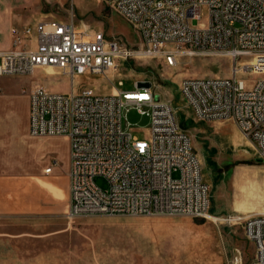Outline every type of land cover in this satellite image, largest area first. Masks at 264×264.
<instances>
[{"label":"built area","instance_id":"built-area-1","mask_svg":"<svg viewBox=\"0 0 264 264\" xmlns=\"http://www.w3.org/2000/svg\"><path fill=\"white\" fill-rule=\"evenodd\" d=\"M135 26L138 48L119 36L93 33L74 20L42 18L11 29L12 44L0 50V76L39 68L59 69L72 80L62 92L36 84L29 95V134L66 137L70 145L68 216L186 215L207 217L211 189L201 158L170 101L151 85L98 92L76 80L106 75L134 57L222 54L233 60L230 76H191L181 96L198 120L232 119L264 159V0H104ZM123 85V80H119ZM149 116L145 137L133 136L127 114ZM128 126L125 127L124 121ZM57 160L46 166L51 173ZM176 174V175H175ZM106 179L108 186L97 184ZM241 224L264 264V212L213 216Z\"/></svg>","mask_w":264,"mask_h":264},{"label":"rangeland","instance_id":"rangeland-1","mask_svg":"<svg viewBox=\"0 0 264 264\" xmlns=\"http://www.w3.org/2000/svg\"><path fill=\"white\" fill-rule=\"evenodd\" d=\"M38 18L74 20L106 37L119 36L141 46L139 32L104 0H35ZM233 60L222 54L177 56L175 65L163 57H134L119 62L106 75L76 80L98 92L135 89V81L151 85L176 110L180 127L192 138L210 185L212 206L207 217L186 215H80L65 212L29 214L0 220V264H256L255 248L241 224L215 221L213 216L264 212V159L232 119L198 120L179 83L191 76H230ZM252 78L263 75L249 74ZM123 80V85L119 84ZM36 84L69 92L72 80L53 67L33 73L0 76V121L4 141L5 177L31 178L56 159V172L66 162V137L29 134V95ZM58 87V88H56ZM133 136L145 137L149 116L135 109L127 114ZM125 127L128 126L124 121ZM176 175V174H175ZM103 188L108 183L99 176ZM21 187L22 199H29ZM25 194V195H24ZM65 208V205L63 206ZM24 209L26 211L24 212Z\"/></svg>","mask_w":264,"mask_h":264},{"label":"crops","instance_id":"crops-1","mask_svg":"<svg viewBox=\"0 0 264 264\" xmlns=\"http://www.w3.org/2000/svg\"><path fill=\"white\" fill-rule=\"evenodd\" d=\"M39 19L42 18L37 16L35 0H0V50L11 47L12 27L33 23ZM2 122L0 121V220L21 216V206L27 207L29 214L31 212L36 214L38 208L44 214L65 212L68 215L70 145L68 144L67 160L62 171L56 172V165L51 173H46L45 166L35 172L30 179H21L12 175L6 178L4 175L5 143L1 136L7 128ZM22 186L25 187V192H28L29 199H22ZM64 205L65 208H63Z\"/></svg>","mask_w":264,"mask_h":264},{"label":"bare ground","instance_id":"bare-ground-1","mask_svg":"<svg viewBox=\"0 0 264 264\" xmlns=\"http://www.w3.org/2000/svg\"><path fill=\"white\" fill-rule=\"evenodd\" d=\"M115 89V88H114ZM114 91H116V90H114Z\"/></svg>","mask_w":264,"mask_h":264},{"label":"trees","instance_id":"trees-1","mask_svg":"<svg viewBox=\"0 0 264 264\" xmlns=\"http://www.w3.org/2000/svg\"><path fill=\"white\" fill-rule=\"evenodd\" d=\"M261 161V159H259Z\"/></svg>","mask_w":264,"mask_h":264},{"label":"water","instance_id":"water-1","mask_svg":"<svg viewBox=\"0 0 264 264\" xmlns=\"http://www.w3.org/2000/svg\"><path fill=\"white\" fill-rule=\"evenodd\" d=\"M261 159V158H260ZM262 160V159H261Z\"/></svg>","mask_w":264,"mask_h":264}]
</instances>
